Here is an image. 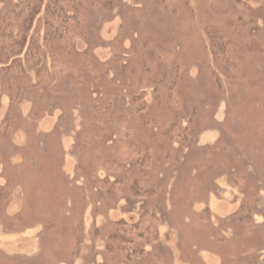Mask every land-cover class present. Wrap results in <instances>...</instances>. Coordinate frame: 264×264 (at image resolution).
<instances>
[{"label":"rangeland","instance_id":"374dc122","mask_svg":"<svg viewBox=\"0 0 264 264\" xmlns=\"http://www.w3.org/2000/svg\"><path fill=\"white\" fill-rule=\"evenodd\" d=\"M12 1L21 0H0V14ZM79 1L90 37L76 49L89 46L92 75L118 91L109 132L123 119L132 145L157 150L149 175L159 240L133 264H264V0H189L177 12L162 0ZM238 17L250 23L236 35ZM211 25L240 49L244 74L234 87L218 86L209 70ZM163 43L177 52L167 70L154 62ZM114 54L121 57L113 64ZM116 63L124 67L117 74ZM170 85L178 109L168 108ZM77 91L11 99L0 79V186L9 184L0 203V264H115L105 250L115 222L135 219L145 205L130 197L127 171L117 196L94 185L92 160H113L116 144L94 139L91 106ZM126 91L149 106L146 123L130 113ZM71 94L80 99L74 106Z\"/></svg>","mask_w":264,"mask_h":264},{"label":"trees","instance_id":"16d2710c","mask_svg":"<svg viewBox=\"0 0 264 264\" xmlns=\"http://www.w3.org/2000/svg\"><path fill=\"white\" fill-rule=\"evenodd\" d=\"M87 1L93 7L100 0ZM162 1L170 12H177L189 3V0ZM106 2L109 3L110 0ZM249 23V19L238 17L231 23L233 33L240 34ZM205 33L212 63L209 66L210 72L214 75L218 86L223 83L222 80H226L230 87H234L244 74L243 65L238 58L240 52L238 45L231 35L217 26H207ZM89 37L85 8L79 0L12 1L0 14V79L11 99H19L25 91L38 100L45 99L47 91L59 95L73 92L76 96L78 89L81 101L91 106L88 116L91 113L90 119L97 129L94 139L108 141L106 138L109 136L116 144L113 160L102 161L97 157L92 160L91 176L94 185L111 197L117 196L125 186L124 178L120 177L119 173L127 171L132 176L128 185L130 197L145 203L135 219L129 221L121 219L115 222L105 245L107 254H110L111 261H115V264L125 261L133 264L138 260L147 259L150 254L148 248L155 247L159 240V217L153 205L157 189L149 175V171L153 169L157 150L153 146L140 149L132 145L129 133H125L127 127L124 126L126 121L123 119H117L111 133L109 132L111 126L109 120L117 98L114 91L115 93L118 91L108 88V82L104 80L103 75L98 79L92 75L91 61L94 57L90 47L83 51L76 49L78 40H89ZM140 43L141 50L146 51L148 45L141 41ZM158 50L154 62H158L166 70L171 69L173 60L177 58L173 46L163 43ZM113 57L111 63L114 64L121 54H114ZM112 68L117 74L124 67L123 65L118 67L116 63ZM70 85L71 91H66ZM92 89H95L96 93L91 92ZM167 90L168 108L178 109L177 88L170 85ZM126 94L132 99L129 105L130 113L134 116L139 115L141 121L146 123L148 117L143 118L142 113H146L149 106L143 103L141 97H135L128 91ZM72 101L74 106L80 102V99L77 100L75 97ZM137 101L141 105L136 103ZM41 111L36 110L34 115ZM84 113L86 114L85 111ZM87 120L89 121V117ZM94 126L91 128L92 131ZM175 126L177 125L171 124L166 130L165 136L169 141L174 137L171 135V130ZM180 135L181 133L175 136ZM125 166H129V169L123 170ZM98 170H102L104 175H98ZM8 190L9 184L0 186V203L5 199ZM249 263L253 262H245V264ZM102 264L107 262L103 261Z\"/></svg>","mask_w":264,"mask_h":264}]
</instances>
